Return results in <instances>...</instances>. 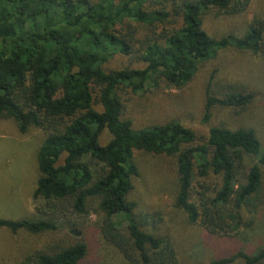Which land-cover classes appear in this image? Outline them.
<instances>
[{
  "label": "trees",
  "instance_id": "1",
  "mask_svg": "<svg viewBox=\"0 0 264 264\" xmlns=\"http://www.w3.org/2000/svg\"><path fill=\"white\" fill-rule=\"evenodd\" d=\"M253 2L0 0V120H11L21 134L46 135L33 191L44 219L0 220V230L57 235V222L95 214L88 233L101 235L126 264H181L170 238L148 229L153 214L130 199L141 154L176 158L175 208L189 225L218 239L251 227L264 207V151L256 130L218 126L199 138L176 119L137 128L123 94L162 85L185 91L227 51L264 60L263 19L239 33L207 30L209 17H245ZM132 59L136 66L125 63ZM254 96L207 92L205 122L214 108L243 110ZM105 133L110 138L103 144ZM210 175L221 178L220 187L196 183ZM246 215L252 216L247 223ZM88 253L84 240L55 243L17 264H81ZM210 264H264V247Z\"/></svg>",
  "mask_w": 264,
  "mask_h": 264
},
{
  "label": "rangeland",
  "instance_id": "2",
  "mask_svg": "<svg viewBox=\"0 0 264 264\" xmlns=\"http://www.w3.org/2000/svg\"><path fill=\"white\" fill-rule=\"evenodd\" d=\"M254 18L264 20V0H254L245 17H209L207 30L217 36L239 33ZM136 66L135 60L126 61ZM148 88L141 95L124 91L127 114L133 112L137 128L168 119L179 120L185 127L196 132L199 138L208 136L211 128L225 126L232 130L255 129L264 151V60L258 61L233 51H227L212 64L202 68L198 79L185 91ZM233 89L246 94L254 93L251 104L243 110L223 111L214 108L205 122L207 92L219 97ZM42 131L32 130L21 134L11 120H0V220L44 219L35 211L33 191L40 176L37 156L45 140ZM105 133L102 143L109 141ZM200 142V141H199ZM140 177L134 181L131 200L137 203L142 213L153 214L148 229L170 238L177 249L181 264H210L213 260L228 258L236 251L250 253L264 247V207L253 216L251 227L243 228L238 236L218 239L209 236L200 227L188 224L183 211L175 208V190L178 181L176 158L158 157L150 154L138 156ZM252 165V159H246ZM141 169L143 172H141ZM264 173V169H262ZM221 186V178L210 175L196 183ZM264 201V195H263ZM39 203H42L40 201ZM252 216L246 215V223ZM97 222L89 218L72 217L59 221V233L33 237L26 233L13 235L8 229L0 230V264H17L36 250L46 249L55 243L73 244L84 240L89 253L81 264H126L122 255L107 244L101 235H92L88 226Z\"/></svg>",
  "mask_w": 264,
  "mask_h": 264
}]
</instances>
